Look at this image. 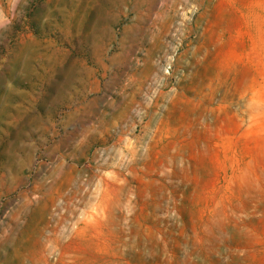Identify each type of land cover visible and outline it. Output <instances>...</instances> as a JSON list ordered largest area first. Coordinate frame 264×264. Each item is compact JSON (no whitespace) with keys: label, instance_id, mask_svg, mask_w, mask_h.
<instances>
[{"label":"rangeland","instance_id":"obj_1","mask_svg":"<svg viewBox=\"0 0 264 264\" xmlns=\"http://www.w3.org/2000/svg\"><path fill=\"white\" fill-rule=\"evenodd\" d=\"M0 264H264V0H0Z\"/></svg>","mask_w":264,"mask_h":264}]
</instances>
